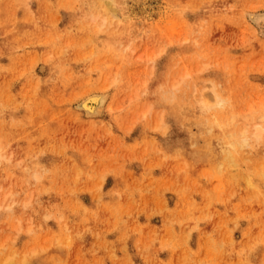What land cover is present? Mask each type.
<instances>
[{"label": "rangeland", "instance_id": "obj_1", "mask_svg": "<svg viewBox=\"0 0 264 264\" xmlns=\"http://www.w3.org/2000/svg\"><path fill=\"white\" fill-rule=\"evenodd\" d=\"M96 3L0 0V264H264V0Z\"/></svg>", "mask_w": 264, "mask_h": 264}, {"label": "bare ground", "instance_id": "obj_2", "mask_svg": "<svg viewBox=\"0 0 264 264\" xmlns=\"http://www.w3.org/2000/svg\"><path fill=\"white\" fill-rule=\"evenodd\" d=\"M96 2V4L102 3L104 5L103 7L105 10L102 11L104 18L107 19L110 17L113 19L118 15L114 9L113 0H96ZM254 9H251V11L248 12L246 11V17L251 24L262 28L264 26V10H259L260 8L258 10ZM152 59L155 61L154 57ZM177 83L178 82H176L174 86ZM192 95L196 98V101H199L202 111H206L211 106V104H209V98H213L215 102L214 104L216 105H225L224 99L219 98V95L213 88L210 91H205L204 88L200 90H196L195 88L192 92ZM109 97V90L105 88H100L98 90L90 89L80 96L78 100H76L74 108L87 118H98L105 113ZM263 133L264 128L261 126V124L255 125L252 132H248L246 129L240 130L236 136L230 140H227L224 145H220L221 154L224 155L222 157L223 159L225 158V161H220L219 166L232 164L235 160L234 151L245 145H250V138L252 139V137H255L258 139L263 135ZM3 158L4 155L0 153V165H2ZM36 177L38 178V176ZM247 182L249 183L248 179ZM2 264H12V259L8 256L3 260Z\"/></svg>", "mask_w": 264, "mask_h": 264}]
</instances>
